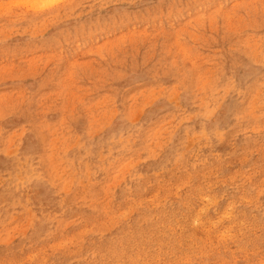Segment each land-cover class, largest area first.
<instances>
[{
  "label": "rangeland",
  "instance_id": "obj_1",
  "mask_svg": "<svg viewBox=\"0 0 264 264\" xmlns=\"http://www.w3.org/2000/svg\"><path fill=\"white\" fill-rule=\"evenodd\" d=\"M0 264H264V0H0Z\"/></svg>",
  "mask_w": 264,
  "mask_h": 264
},
{
  "label": "bare ground",
  "instance_id": "obj_2",
  "mask_svg": "<svg viewBox=\"0 0 264 264\" xmlns=\"http://www.w3.org/2000/svg\"><path fill=\"white\" fill-rule=\"evenodd\" d=\"M52 3V2H51ZM48 4L50 5V3L48 2ZM53 4V3H52ZM46 6H48V5H46Z\"/></svg>",
  "mask_w": 264,
  "mask_h": 264
}]
</instances>
